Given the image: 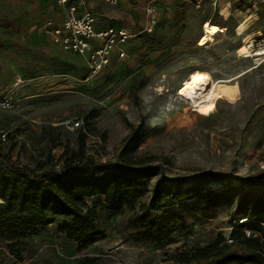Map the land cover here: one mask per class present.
<instances>
[{
	"label": "rangeland",
	"instance_id": "1",
	"mask_svg": "<svg viewBox=\"0 0 264 264\" xmlns=\"http://www.w3.org/2000/svg\"><path fill=\"white\" fill-rule=\"evenodd\" d=\"M45 1L0 0V88L15 87L19 97L15 108L0 110V127L8 132L0 143L3 152L37 169L60 166L61 152L77 149L81 131L67 121L81 118L89 127L85 148L90 163L135 164L155 156L151 163L160 164L170 178L188 177L186 185L218 187L209 177L215 172L237 183L242 178L260 181L264 63L253 66L242 46L264 32V0H201L200 8L168 0L157 6L151 32L145 26V5L94 3L100 26H125L133 37L125 58L113 56L89 79L87 54L63 52L45 33L44 20L54 15ZM205 21L222 27L217 39L209 37ZM197 74L224 79L217 85L216 106L202 112L177 95L181 84ZM142 119L140 141L127 144V135ZM160 177L148 181L149 189L135 208L111 211L103 195L87 197L97 207L104 235L86 247L60 232L56 218L19 243V254L0 238V264H81L87 257L95 259L93 264H179L174 253L205 245L220 233L236 243L229 240L231 232L245 218L235 213L233 204L208 206L203 198L158 212L146 209L174 228L170 238L150 237L141 222L133 224L130 219L142 212L141 204L149 202Z\"/></svg>",
	"mask_w": 264,
	"mask_h": 264
},
{
	"label": "trees",
	"instance_id": "2",
	"mask_svg": "<svg viewBox=\"0 0 264 264\" xmlns=\"http://www.w3.org/2000/svg\"><path fill=\"white\" fill-rule=\"evenodd\" d=\"M144 124L142 119L132 127L126 137L127 144L140 141ZM85 137L81 130L77 149L65 148L61 152L60 166L41 169L13 158L3 152L0 145V238L12 253L19 254V243L56 218L60 232L73 239L78 247H86L104 235L97 207L89 205L87 197L103 195L105 206L111 211L123 206L135 208L149 189L148 181L160 174L149 202H143L142 212L130 219L133 224L141 222L146 227V235L164 240L171 237L174 228L164 217L147 214V208L158 212L192 198H203L208 206L233 204L235 213L245 218L237 222V228L231 232L236 243L227 242L220 233L205 245L177 251L172 258L179 264H263L264 238L247 236L244 229L264 232V173L259 176V182L242 178L237 183L232 176L215 172L209 177L220 184L218 187L204 186L200 182L186 185L188 177L170 178L160 171V164L151 163L155 156L135 164L110 160L97 165L90 163ZM94 261L87 257L81 264Z\"/></svg>",
	"mask_w": 264,
	"mask_h": 264
},
{
	"label": "built area",
	"instance_id": "3",
	"mask_svg": "<svg viewBox=\"0 0 264 264\" xmlns=\"http://www.w3.org/2000/svg\"><path fill=\"white\" fill-rule=\"evenodd\" d=\"M64 12V18L60 22L47 20L44 28L52 35L53 42L62 50L80 54H87L89 73L87 78L99 74L111 63L114 53L121 59L127 55L126 44L133 37V33L125 26H108L97 29V18L89 5V0H55ZM107 4L118 5L123 0H104ZM162 0H146L145 10L147 14L146 29L151 32L156 21V8ZM191 2L197 8L201 7V0H183ZM247 46L254 52L250 56L253 66L264 63V32L254 39L246 41ZM240 49V48H239ZM19 103V97L15 87L0 90V110H11ZM70 128H80L85 134L89 127L85 126L83 119L69 120ZM8 132L0 127V142L7 140ZM247 236H260V232L244 229ZM232 241L233 239H229ZM253 264V263H251Z\"/></svg>",
	"mask_w": 264,
	"mask_h": 264
},
{
	"label": "bare ground",
	"instance_id": "4",
	"mask_svg": "<svg viewBox=\"0 0 264 264\" xmlns=\"http://www.w3.org/2000/svg\"><path fill=\"white\" fill-rule=\"evenodd\" d=\"M204 28L212 40L217 39V37L222 32V29L218 25L211 23L209 21L204 23ZM242 51H243V56L245 57L253 56L255 54L247 46L246 43L242 46ZM201 76L205 77L203 81H199L196 83H194L192 79L184 81L181 84V86L178 88L177 95L182 99H184L185 101L189 102L193 106V109L202 112V111L210 110L216 106L220 98L217 85L220 82H223L224 79H216L215 81H213L211 78H208L204 75ZM232 79L233 78H229L228 80H232ZM189 84H192L193 87L191 88L186 87V85ZM0 201L2 200L0 199Z\"/></svg>",
	"mask_w": 264,
	"mask_h": 264
},
{
	"label": "crops",
	"instance_id": "5",
	"mask_svg": "<svg viewBox=\"0 0 264 264\" xmlns=\"http://www.w3.org/2000/svg\"><path fill=\"white\" fill-rule=\"evenodd\" d=\"M33 1V3L35 4V5H45L46 4V1L45 0H32ZM216 1H218V0H216ZM220 1H224V2H226V0H220ZM102 3L103 5H105V4H107L104 0H89V5H90V7L92 8V10L94 11V9H93V5H94V3ZM161 2H166V3H168V0H162ZM161 2H159V4H161ZM48 4H49V6H52L53 8H54V15L53 16H51V17H48V18H46L45 20H44V23L47 21V20H53L54 22H60L63 18H64V12H63V10L61 9V7L60 6H58L57 5V3H56V1L55 0H49L48 2H47ZM128 3H133V4H135V5H139V4H142V5H145V3H146V0H123L122 2H120L117 6H125V5H127ZM158 4V5H159ZM104 7V6H103ZM105 8V7H104ZM94 13H95V15H96V12L94 11ZM96 18H97V22H96V27H97V29H103V28H106V27H108V26H105V27H102V26H100L99 25V20H98V17H97V15H96ZM206 22V21H205ZM44 23H43V27H44ZM221 27V26H220ZM222 28V27H221ZM128 29H130V28H128ZM131 30V29H130ZM44 31H45V33L49 36V38H50V40H51V42H52V44H54L55 46H56V48H58L59 50H61V51H63V52H67V51H64V50H62L57 44H55L54 42H53V37H52V35L46 30V29H44ZM126 49H127V47H126ZM113 56H117V54L116 53H114V55ZM118 57V56H117ZM113 59V58H112ZM88 73H89V69H88ZM1 89H4V88H0V90Z\"/></svg>",
	"mask_w": 264,
	"mask_h": 264
},
{
	"label": "snow or ice",
	"instance_id": "6",
	"mask_svg": "<svg viewBox=\"0 0 264 264\" xmlns=\"http://www.w3.org/2000/svg\"><path fill=\"white\" fill-rule=\"evenodd\" d=\"M204 79H205V77L198 75V74L192 77V80L194 83L199 82V81H203ZM186 87L191 88V87H193V85L189 84V85H186Z\"/></svg>",
	"mask_w": 264,
	"mask_h": 264
}]
</instances>
